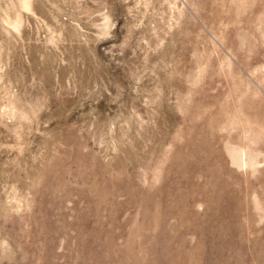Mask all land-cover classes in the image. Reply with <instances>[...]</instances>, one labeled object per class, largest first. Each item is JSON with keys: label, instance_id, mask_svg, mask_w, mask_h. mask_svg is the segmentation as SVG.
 Here are the masks:
<instances>
[{"label": "rangeland", "instance_id": "obj_1", "mask_svg": "<svg viewBox=\"0 0 264 264\" xmlns=\"http://www.w3.org/2000/svg\"><path fill=\"white\" fill-rule=\"evenodd\" d=\"M0 264H264V0H0Z\"/></svg>", "mask_w": 264, "mask_h": 264}]
</instances>
